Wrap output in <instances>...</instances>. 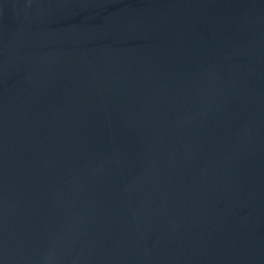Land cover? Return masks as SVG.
<instances>
[{
	"label": "water",
	"instance_id": "95a60500",
	"mask_svg": "<svg viewBox=\"0 0 264 264\" xmlns=\"http://www.w3.org/2000/svg\"><path fill=\"white\" fill-rule=\"evenodd\" d=\"M0 264H264V0H0Z\"/></svg>",
	"mask_w": 264,
	"mask_h": 264
}]
</instances>
